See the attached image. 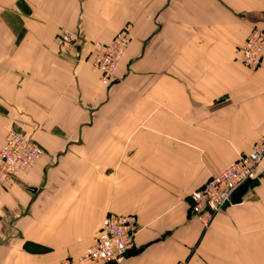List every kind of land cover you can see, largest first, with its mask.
Listing matches in <instances>:
<instances>
[{
	"label": "crops",
	"instance_id": "0c3cea01",
	"mask_svg": "<svg viewBox=\"0 0 264 264\" xmlns=\"http://www.w3.org/2000/svg\"><path fill=\"white\" fill-rule=\"evenodd\" d=\"M264 0H0V147L19 131L42 155L0 190V264H58L106 214H133L118 263L264 264V158L240 200L202 226L189 194L264 128V54L235 49L264 27ZM102 85L86 57L124 24ZM78 45L63 55L55 35Z\"/></svg>",
	"mask_w": 264,
	"mask_h": 264
},
{
	"label": "built area",
	"instance_id": "2783aa9c",
	"mask_svg": "<svg viewBox=\"0 0 264 264\" xmlns=\"http://www.w3.org/2000/svg\"><path fill=\"white\" fill-rule=\"evenodd\" d=\"M264 18V4L261 10ZM130 24L124 23L108 41L91 40L87 60L89 68L97 73L98 81L108 85L129 43ZM59 51L65 56L76 51V35L69 30L56 33ZM235 54L242 65L250 70L259 67L264 54V27L253 26ZM42 155L41 147L19 131L10 129L0 147V190L11 184L13 177L29 168ZM264 158V128L249 151L239 153L229 164L209 175L189 194V213L206 226L223 205L230 193L246 179H253L256 167ZM137 230L133 214H106L94 233L91 245L74 258L64 257L58 264H85L88 262L118 263L134 249ZM175 264H186L177 261Z\"/></svg>",
	"mask_w": 264,
	"mask_h": 264
},
{
	"label": "water",
	"instance_id": "95a60500",
	"mask_svg": "<svg viewBox=\"0 0 264 264\" xmlns=\"http://www.w3.org/2000/svg\"><path fill=\"white\" fill-rule=\"evenodd\" d=\"M250 179H246L245 181H243L242 183H240L229 195L228 197V201L231 203H235L238 202L241 198V196L243 195V193L245 192L248 184L250 183Z\"/></svg>",
	"mask_w": 264,
	"mask_h": 264
}]
</instances>
